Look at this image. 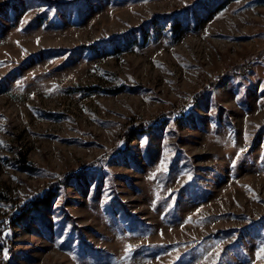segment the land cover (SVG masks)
Wrapping results in <instances>:
<instances>
[{
	"label": "rangeland",
	"instance_id": "obj_1",
	"mask_svg": "<svg viewBox=\"0 0 264 264\" xmlns=\"http://www.w3.org/2000/svg\"><path fill=\"white\" fill-rule=\"evenodd\" d=\"M0 192V264H264V0L0 6Z\"/></svg>",
	"mask_w": 264,
	"mask_h": 264
},
{
	"label": "trees",
	"instance_id": "obj_2",
	"mask_svg": "<svg viewBox=\"0 0 264 264\" xmlns=\"http://www.w3.org/2000/svg\"><path fill=\"white\" fill-rule=\"evenodd\" d=\"M12 1L10 0H7V2L1 4L0 6H4V5H7L9 3H12ZM246 65L243 66V64L239 67H237V69L240 70V72L242 73H245L247 70L245 68ZM230 73H227L225 74V76L223 77H220L219 79H223L225 77H230ZM218 84L217 80L216 81H212L211 83V86L208 87V88H205L204 91H208L211 87L213 88L214 86H216ZM127 86H125L126 88ZM86 89L88 90H95V91H108V92H112V93H115V92H119L121 91L122 89H124V87H117V88H110V89H107V88H103V87H100V86H91V87H87ZM205 93H202L200 94V96H204ZM136 131H143L145 128L144 126H135L134 128ZM126 135L129 137L130 133L127 132ZM117 152V150L115 151ZM106 156L100 158V160H97V161H92V162H87L85 164H83V166L81 168H79L78 170L76 171H72L70 172L69 174L66 175V179L67 178H72V177H77L79 175L82 174L83 170L84 169H97L100 165V163L104 162L106 160ZM19 161V164L20 166L25 169V170H34V169H37L38 166H36L35 164H33L32 162H30L27 158H26V155L24 153H21V156L20 158L18 159ZM65 180V178L63 179ZM63 180H60V181H57V182H54L53 184L50 185L49 188H46L44 191H42L41 193L31 197V198H28L18 209V211L13 215V219L15 221V219H19L21 217H23L25 215V212H28L29 210H35V209H38L39 207H45L47 205H49L52 200L57 196L58 194V189L61 185V183H63ZM7 198L5 195H3L1 192H0V202H3V201H6L7 202ZM12 219V220H13ZM8 227V222L6 220H4L1 224H0V233L1 232H4V230ZM3 239H4V236H3ZM4 245V243H3Z\"/></svg>",
	"mask_w": 264,
	"mask_h": 264
},
{
	"label": "snow or ice",
	"instance_id": "obj_3",
	"mask_svg": "<svg viewBox=\"0 0 264 264\" xmlns=\"http://www.w3.org/2000/svg\"><path fill=\"white\" fill-rule=\"evenodd\" d=\"M38 42V41H37ZM245 150L244 149H240V152L237 155V159L239 158V155L242 154ZM234 166V163L233 165ZM186 222H191V217L187 218ZM162 234V233H161ZM5 258H7V250H5ZM258 256L264 257V247H261L260 251L257 253Z\"/></svg>",
	"mask_w": 264,
	"mask_h": 264
}]
</instances>
